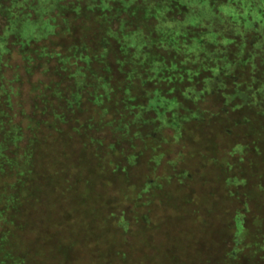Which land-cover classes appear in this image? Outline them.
Returning <instances> with one entry per match:
<instances>
[{
  "label": "rangeland",
  "instance_id": "374dc122",
  "mask_svg": "<svg viewBox=\"0 0 264 264\" xmlns=\"http://www.w3.org/2000/svg\"><path fill=\"white\" fill-rule=\"evenodd\" d=\"M256 1L0 0V112L50 165L6 264H264Z\"/></svg>",
  "mask_w": 264,
  "mask_h": 264
},
{
  "label": "trees",
  "instance_id": "16d2710c",
  "mask_svg": "<svg viewBox=\"0 0 264 264\" xmlns=\"http://www.w3.org/2000/svg\"><path fill=\"white\" fill-rule=\"evenodd\" d=\"M27 1L28 0H22V2L24 3ZM256 2L260 3V0H257ZM35 6H36L35 8L38 9L37 16H40V18L43 17L44 15L43 13L46 10V7H42L40 6V4L39 5L37 4ZM190 7L193 8L192 10L194 11V6L193 7L190 6ZM253 12L255 11L250 10V13H253ZM218 13L219 15L216 16V18L225 17L221 11H219ZM25 16H29V15L26 14ZM192 17L194 18V15H192ZM32 21L33 22H31L30 19H26V23H24V25H22L20 28V29H23V31L22 33H20L19 37L24 44L27 42L26 45L28 44V41H32V39L41 37L39 32H36L35 29H37L39 25L42 24V22H45V20L36 21V19ZM38 22H41V23L39 24ZM220 22L221 20L219 19L215 23L217 26H220L221 24ZM37 24L39 25L35 27ZM33 25L35 28H33ZM209 27H212V26H209ZM199 28H200V24H199ZM26 29L28 33L25 32ZM215 30L217 32L219 29H215V28L209 29L208 28L209 32H212ZM228 30H225L224 33L228 32ZM240 38L242 39L241 41L245 40V36L244 37L241 36ZM256 43L257 41H255V43L252 45V48L256 46L255 49H257L258 45ZM126 46L127 48H129L128 47L129 44ZM146 73L148 74V72ZM145 75L146 74L144 73L140 76V78L138 77V79L140 80L139 83H149L147 82V78L146 79L144 78ZM103 94L100 95V97L103 96ZM0 116H2L0 117V208L3 209V212L2 213L0 212V226H1V225L8 223L7 216L5 214L6 212L4 210H7L8 212L12 210V208H14V210L16 209L15 208L16 203H17L16 198H17V193L20 189L19 185H22V187L18 195L20 198L18 200L17 205L20 208V210H22L23 203L21 199L24 197V193L26 192V190L29 189V185H31V182H32L31 179L36 178V177L40 178V172L39 173L37 172V169L39 170V166H38L39 164L38 165L36 164L40 163L42 165V166L40 165V168L45 167L46 169L49 168L48 166L50 165L45 163V159L47 156V152H46L47 150L43 148L36 149L33 146H30V144L22 147L21 144L23 143L25 138H24V135L21 133L20 127L17 124L13 123L11 118L8 119V122L4 120V117H3L4 115L1 114V112H0ZM33 140H37V139L35 138ZM48 154H50L49 157L52 158V156L54 155V152L49 151ZM10 178L13 180L12 182H10L11 181ZM9 229L11 230V228ZM5 234H7V238L6 237L2 238V241L0 243V257L1 256H5V257L3 260L0 259V264H6V260L16 256L15 251L13 250L10 251L9 249L10 248L9 242L11 241V238H12L10 236L11 232L7 229Z\"/></svg>",
  "mask_w": 264,
  "mask_h": 264
}]
</instances>
